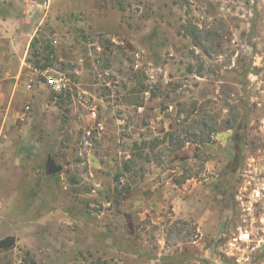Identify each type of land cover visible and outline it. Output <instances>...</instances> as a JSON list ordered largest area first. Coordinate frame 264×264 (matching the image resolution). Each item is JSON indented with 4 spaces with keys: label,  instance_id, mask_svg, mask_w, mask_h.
<instances>
[{
    "label": "rangeland",
    "instance_id": "374dc122",
    "mask_svg": "<svg viewBox=\"0 0 264 264\" xmlns=\"http://www.w3.org/2000/svg\"><path fill=\"white\" fill-rule=\"evenodd\" d=\"M13 19L58 60L4 83L0 264H235L240 226L264 264V0H0Z\"/></svg>",
    "mask_w": 264,
    "mask_h": 264
},
{
    "label": "crops",
    "instance_id": "0c3cea01",
    "mask_svg": "<svg viewBox=\"0 0 264 264\" xmlns=\"http://www.w3.org/2000/svg\"><path fill=\"white\" fill-rule=\"evenodd\" d=\"M4 23L10 25H0V103L3 96L6 95L5 82L10 78H16L11 86L13 89L11 97H13L16 90L19 89L20 81H26L29 74L33 73L26 60L31 38L28 39L25 34H19L16 25H14L15 19L9 20V23L4 21Z\"/></svg>",
    "mask_w": 264,
    "mask_h": 264
},
{
    "label": "built area",
    "instance_id": "2783aa9c",
    "mask_svg": "<svg viewBox=\"0 0 264 264\" xmlns=\"http://www.w3.org/2000/svg\"><path fill=\"white\" fill-rule=\"evenodd\" d=\"M64 79L65 77L63 75L54 74L51 77L46 75L45 83L47 86L61 93L67 87ZM254 243L261 245V240L256 238L254 231L247 227L240 226L227 240L225 244V253L233 259L235 264H248L251 259L249 249Z\"/></svg>",
    "mask_w": 264,
    "mask_h": 264
},
{
    "label": "trees",
    "instance_id": "16d2710c",
    "mask_svg": "<svg viewBox=\"0 0 264 264\" xmlns=\"http://www.w3.org/2000/svg\"><path fill=\"white\" fill-rule=\"evenodd\" d=\"M39 42H43V44L39 46ZM198 44L199 42L196 43V45ZM26 60L35 70L44 71L54 66V62L58 60V56L56 55L54 47L51 46L48 41L41 40V38L36 35L30 42L29 54ZM174 134V131L166 132L167 136H174ZM182 143H184V141H182ZM15 242L16 238L8 235L0 239V248H11L14 246Z\"/></svg>",
    "mask_w": 264,
    "mask_h": 264
},
{
    "label": "water",
    "instance_id": "95a60500",
    "mask_svg": "<svg viewBox=\"0 0 264 264\" xmlns=\"http://www.w3.org/2000/svg\"><path fill=\"white\" fill-rule=\"evenodd\" d=\"M62 169H63V166L61 164H58L57 161L52 156L48 157V161H47L48 174L58 173Z\"/></svg>",
    "mask_w": 264,
    "mask_h": 264
}]
</instances>
